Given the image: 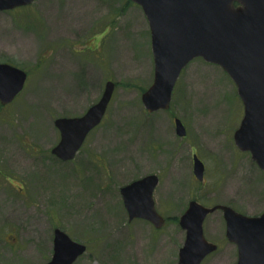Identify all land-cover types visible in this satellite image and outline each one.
<instances>
[{"label": "rangeland", "instance_id": "374dc122", "mask_svg": "<svg viewBox=\"0 0 264 264\" xmlns=\"http://www.w3.org/2000/svg\"><path fill=\"white\" fill-rule=\"evenodd\" d=\"M0 61L24 68L23 90L0 102V264H45L56 228L87 245L74 264H177L191 199L264 211V172L234 140L244 114L237 85L218 64L198 57L181 72L169 109L149 112L143 93L154 80L151 30L131 0H34L0 10ZM116 82L101 123L73 160L59 159V116L82 115ZM175 117L187 134L178 135ZM206 165L194 174L193 154ZM150 173L161 228L129 220L121 187ZM197 178V179H196ZM204 233L218 249L201 264H236L223 210Z\"/></svg>", "mask_w": 264, "mask_h": 264}, {"label": "water", "instance_id": "95a60500", "mask_svg": "<svg viewBox=\"0 0 264 264\" xmlns=\"http://www.w3.org/2000/svg\"><path fill=\"white\" fill-rule=\"evenodd\" d=\"M34 0H0V10L31 4ZM149 20L155 73L142 100L150 112L170 107L174 86L183 68L194 58L218 63L237 84L244 115L234 133L242 150H249L264 170V0H133ZM27 72L0 62V101L11 102L23 89ZM116 83L108 80L102 97L80 116L55 120L61 139L53 153L73 159L88 133L105 115ZM176 132L184 136L183 121L175 119ZM205 164L194 154V174L204 179ZM159 183L157 174H148L121 188L130 220L142 217L161 227L164 217L153 197ZM223 210L226 236L238 245L237 264H264V212L249 216L226 204L207 206L196 199L189 202L179 223L186 231L177 264H201L218 245L204 234L206 217ZM53 257L47 264H73L86 245L75 241L61 228L54 233Z\"/></svg>", "mask_w": 264, "mask_h": 264}, {"label": "flooded vegetation", "instance_id": "af4514ba", "mask_svg": "<svg viewBox=\"0 0 264 264\" xmlns=\"http://www.w3.org/2000/svg\"><path fill=\"white\" fill-rule=\"evenodd\" d=\"M6 62V61H5ZM13 64V63H12ZM151 174V173H150ZM148 175V174H147ZM160 177V176H159ZM154 196H155V194H154ZM154 199H155V197H154ZM156 203V202H155ZM53 245H54V237H53Z\"/></svg>", "mask_w": 264, "mask_h": 264}]
</instances>
